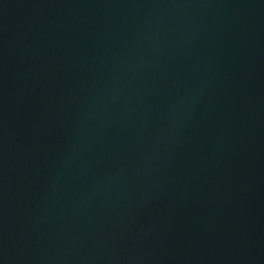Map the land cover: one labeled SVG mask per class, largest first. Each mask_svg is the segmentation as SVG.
<instances>
[{"label":"water","instance_id":"1","mask_svg":"<svg viewBox=\"0 0 264 264\" xmlns=\"http://www.w3.org/2000/svg\"><path fill=\"white\" fill-rule=\"evenodd\" d=\"M0 264H264V0H0Z\"/></svg>","mask_w":264,"mask_h":264}]
</instances>
